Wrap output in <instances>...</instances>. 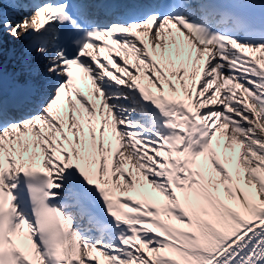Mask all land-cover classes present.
Segmentation results:
<instances>
[{
    "label": "snow or ice",
    "instance_id": "1",
    "mask_svg": "<svg viewBox=\"0 0 264 264\" xmlns=\"http://www.w3.org/2000/svg\"><path fill=\"white\" fill-rule=\"evenodd\" d=\"M0 264H264V0H0Z\"/></svg>",
    "mask_w": 264,
    "mask_h": 264
},
{
    "label": "bare ground",
    "instance_id": "2",
    "mask_svg": "<svg viewBox=\"0 0 264 264\" xmlns=\"http://www.w3.org/2000/svg\"><path fill=\"white\" fill-rule=\"evenodd\" d=\"M6 41L7 43L5 46L7 49H15L17 40H14L12 37H7Z\"/></svg>",
    "mask_w": 264,
    "mask_h": 264
}]
</instances>
